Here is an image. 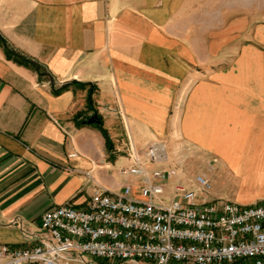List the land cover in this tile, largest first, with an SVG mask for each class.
Instances as JSON below:
<instances>
[{
  "label": "crops",
  "instance_id": "obj_1",
  "mask_svg": "<svg viewBox=\"0 0 264 264\" xmlns=\"http://www.w3.org/2000/svg\"><path fill=\"white\" fill-rule=\"evenodd\" d=\"M203 3L0 0V38L48 75L0 44V245L33 248L47 211L137 187L130 147L165 150L150 171L203 163L227 201H264V23Z\"/></svg>",
  "mask_w": 264,
  "mask_h": 264
},
{
  "label": "built area",
  "instance_id": "obj_2",
  "mask_svg": "<svg viewBox=\"0 0 264 264\" xmlns=\"http://www.w3.org/2000/svg\"><path fill=\"white\" fill-rule=\"evenodd\" d=\"M131 149L124 174L137 178L115 193L98 187L84 207L65 204L44 213L33 248L0 245V264H264V201L243 205L210 201V181L197 176V189L178 182L169 203L166 184L178 168L159 167L165 150Z\"/></svg>",
  "mask_w": 264,
  "mask_h": 264
},
{
  "label": "rangeland",
  "instance_id": "obj_3",
  "mask_svg": "<svg viewBox=\"0 0 264 264\" xmlns=\"http://www.w3.org/2000/svg\"><path fill=\"white\" fill-rule=\"evenodd\" d=\"M203 4L206 9L250 12L252 15L256 16V20H260V22L264 23V0H204ZM210 19L211 18H204V21L209 22ZM179 148L180 146H175L174 152L177 156L180 155ZM202 164L199 162L187 161L184 166H181V170L184 174L179 179H175L171 183L166 184L167 193L163 197V200L167 203L170 202L173 197L174 186L178 182L182 183L187 188L197 189L198 185L195 183V180L198 175L201 176L200 173H202L201 170H203L201 169ZM207 179L211 183V190L208 195H206L208 200L215 202L226 201L229 198L227 195L228 188L226 187V179L223 176L220 177L217 175ZM86 260L89 264H98L101 262L100 260L91 259L90 257H86Z\"/></svg>",
  "mask_w": 264,
  "mask_h": 264
},
{
  "label": "trees",
  "instance_id": "obj_4",
  "mask_svg": "<svg viewBox=\"0 0 264 264\" xmlns=\"http://www.w3.org/2000/svg\"><path fill=\"white\" fill-rule=\"evenodd\" d=\"M0 44H2L5 47L8 58L15 60L16 62H18L19 64H21L23 66H26V67L33 69L34 71H36L40 75L41 78H47L48 77L46 72L39 65H37L36 63H34V62H32V61H30V60H28L22 56H19V55L15 54L13 51H11L9 49V47L6 45L5 41L2 40L1 38H0ZM66 88L59 90V92L65 90ZM91 95L92 94H90L89 98H88L89 102H91ZM99 120H101V118H99ZM102 125L103 124L101 123L99 125H95V127L98 128L103 133V135L106 139L107 147H108V149H110L111 148V140H110V137H109L107 131L103 129Z\"/></svg>",
  "mask_w": 264,
  "mask_h": 264
},
{
  "label": "water",
  "instance_id": "obj_5",
  "mask_svg": "<svg viewBox=\"0 0 264 264\" xmlns=\"http://www.w3.org/2000/svg\"><path fill=\"white\" fill-rule=\"evenodd\" d=\"M87 124H88V125H99V124H100V121H99L98 116H93V117H91V118L87 121Z\"/></svg>",
  "mask_w": 264,
  "mask_h": 264
}]
</instances>
